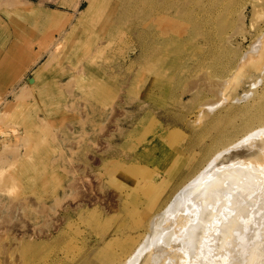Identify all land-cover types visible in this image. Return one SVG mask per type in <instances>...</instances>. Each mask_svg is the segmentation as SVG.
<instances>
[{
	"label": "rangeland",
	"instance_id": "1",
	"mask_svg": "<svg viewBox=\"0 0 264 264\" xmlns=\"http://www.w3.org/2000/svg\"><path fill=\"white\" fill-rule=\"evenodd\" d=\"M95 1L0 0V113L43 72L30 95L40 92L39 101L29 98L0 125V153L12 129L26 135L36 117L47 118L28 148L23 140L10 147L21 153L6 154L13 163L17 157L14 168L0 165L11 169L0 176L3 185L8 177L0 189V264L124 258L153 214L222 149L224 142H212L218 130L233 121L238 135L258 123L264 85L244 97L264 67V0L256 8L253 0H176L158 30L141 38L107 35L94 21ZM259 225L214 240L217 257L225 250L230 262L242 261Z\"/></svg>",
	"mask_w": 264,
	"mask_h": 264
},
{
	"label": "bare ground",
	"instance_id": "2",
	"mask_svg": "<svg viewBox=\"0 0 264 264\" xmlns=\"http://www.w3.org/2000/svg\"><path fill=\"white\" fill-rule=\"evenodd\" d=\"M259 1L253 0V8H256L258 4L260 5L261 2L259 3ZM174 3L176 4V0H96L92 9L94 21L102 27L107 35L123 34L130 38L135 36L141 38L142 36L145 37L147 32L153 33L158 30L157 23L162 19L167 8ZM37 64L42 71L44 68L42 62L39 61ZM254 66L257 68V63ZM259 70L260 77L257 85L252 87L255 90L247 93L245 97L241 96L245 100L254 97L258 93V88L264 85V67ZM38 71L31 78L32 81L29 79L27 86L23 87L17 94L13 104L11 101V104H7L1 111L0 125L14 115L17 107L21 105L25 107L24 104L28 103L29 98L39 101L37 97L40 98V92H36L30 97L35 88L34 84L40 80V74L43 73L38 74ZM14 85L11 84L10 87H14ZM260 95V100H263L264 86ZM260 100L258 101L260 102ZM1 102L2 100H0ZM30 106L34 107L33 103ZM221 107L223 106L221 105ZM213 108L215 109V106ZM217 108L219 107H216L215 110ZM212 109L209 110L210 113L215 111ZM257 111L258 115L253 116L258 122L256 126L252 127L246 124L242 126L241 129H244L242 132H237L238 135L235 134V131L239 128H236L232 120L229 124L230 128L219 129L217 135L212 138V142H224L222 149L215 152L206 166L197 174L195 173L196 175L177 191L173 200L163 210L153 214L149 220V231L145 238L140 243H132L131 251L124 258L120 257L121 259L118 261H104L102 259L104 262L101 264H264V227H257L254 237L257 241H252L253 244L250 247L245 245V254L248 256L239 263L230 262L225 250L220 252V257H217L214 250V240L225 242L232 233H237V230L239 233L242 231L245 233L247 227H256L258 223L264 226V105H261ZM35 120L36 125L25 127L24 133L26 135L19 132V127L15 130L12 129L13 132L8 130L9 128H5L6 131L12 132L10 137L15 139L16 143L10 140L12 138L9 139V134L7 137L4 136L7 139L2 141L4 151L0 153V165L3 164L5 167L7 166L5 163H10L8 167L14 168L13 166L17 163L16 158L21 153L18 149L14 150L15 156L17 155V157L13 155L15 163L8 159L6 154L12 155L14 152H9L11 151L10 147L18 146L22 140L28 148L31 131L34 128L40 129L41 121H46L47 118L38 116ZM218 122L216 123L219 124ZM219 125L218 127H220ZM13 127L12 125L11 128ZM0 132L3 131L0 130ZM257 141L262 143L261 148L252 151L248 156H238L234 160L225 157L246 146L255 147ZM26 154L30 155L31 153ZM215 163H219V166L208 172ZM9 168L7 171L11 170ZM7 171L1 168L0 176ZM8 176L9 180L15 177ZM7 178L5 179L6 182ZM1 185L4 187L3 184H0V187ZM0 189L2 190V187ZM247 239L246 235L243 242L246 243ZM113 245L112 242H109L108 245L103 246L101 251H108ZM254 245L256 248L253 250ZM86 261L88 263L89 259Z\"/></svg>",
	"mask_w": 264,
	"mask_h": 264
}]
</instances>
